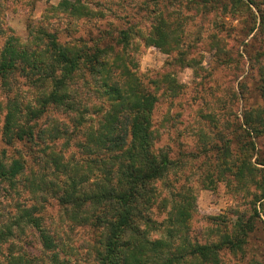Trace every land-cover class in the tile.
I'll return each mask as SVG.
<instances>
[{"label": "rangeland", "instance_id": "rangeland-1", "mask_svg": "<svg viewBox=\"0 0 264 264\" xmlns=\"http://www.w3.org/2000/svg\"><path fill=\"white\" fill-rule=\"evenodd\" d=\"M60 1L0 0V30L4 26L6 32L0 34V52L6 37L15 34L24 39L33 25L56 30L62 42L85 38L89 45L94 39L111 37L120 28L128 27L131 38L126 51L133 55L132 68L160 96L153 113V122L159 127L155 145L177 161L167 176L155 184L158 195L154 218L167 219L170 211L176 210L173 203L181 202L182 194L188 196L192 215L188 226L174 237L183 253L188 250L189 241L219 243L221 264H264V215L255 213L256 205L262 213L255 201L261 192L256 180L263 173L258 170L255 178L249 176L247 182L245 176L243 180L236 174L243 144L251 140L240 125L243 112L264 105L257 74L258 65L264 63V0H254L250 8L237 0H74L90 10L86 15L63 11L57 7ZM157 25L168 27L171 35L179 36V44L187 52L195 47L188 55L196 59L193 66L185 65L173 73L180 84L178 89L167 88L164 81L157 85L152 82L173 54L145 44V38L154 35ZM218 42L222 47H213ZM72 86L76 109L50 107L37 123L54 125L56 129L80 127L83 103L100 104L104 100L83 88L81 73H77ZM34 90L25 76L12 74L8 84L0 78V160L9 163L20 158L27 166L16 188L8 190L6 183L0 184V215L10 222L9 216L35 204L43 226L56 238L60 259L70 264H98L99 244L94 243L92 227L67 217L57 200L54 188L65 175L45 157L34 139H5L7 102H17L26 122L28 109L37 106ZM95 114L86 112V116ZM51 133L46 132L43 137L55 150L63 149L65 158L70 155L83 161L87 157L86 152L73 145L72 138L68 145L66 134L53 138ZM254 146L252 160L263 161L262 145ZM35 171L38 174H33ZM80 174L83 176V172ZM95 176L91 173L86 184L93 182ZM42 177L47 182L54 181V186L35 190V181L39 183ZM32 178L34 182L30 183ZM247 220L254 224L253 230L245 236L242 248H231L226 244L228 237L237 238ZM14 227V235L0 245V264H55L51 258L53 249L45 248L33 225L24 222ZM161 234L153 231L151 237Z\"/></svg>", "mask_w": 264, "mask_h": 264}, {"label": "trees", "instance_id": "trees-1", "mask_svg": "<svg viewBox=\"0 0 264 264\" xmlns=\"http://www.w3.org/2000/svg\"><path fill=\"white\" fill-rule=\"evenodd\" d=\"M236 2L249 8L255 3L254 0ZM57 7L72 15L91 13L84 4L74 0H61ZM167 29L157 25L154 35L145 38V44L173 53L165 69L158 72L152 82L157 85L164 81L168 83L167 88L178 89L180 84L173 73L185 65L193 66L196 59L188 58V55L195 47L187 52L179 44V36L171 35L172 31L169 33ZM4 30L2 26L0 34L6 33ZM107 38L109 41L104 42ZM130 38V29L122 27L111 37L92 40L93 45H89L85 38L62 42L56 30L34 25L24 39L15 34L6 37L0 52V78L8 84V77L12 74L25 76L35 89L37 106L28 109L25 114L28 121L24 122L17 102H7L5 139L8 142L34 139L39 150L46 153L45 157L48 156L58 172L65 175L60 179L62 183L54 188L57 200L67 217L92 227L96 235L94 243L99 244L96 251L98 264H183L188 263V259L194 261L188 264H221L222 245L219 243L189 241V248L183 253L174 241L183 226H188V218L192 215L188 196L182 194L181 202L173 203L176 210L170 211L167 219L154 218V203L158 195L155 184L167 176L177 161L155 145L159 127L153 122V113L160 96L151 91L133 70V55L126 51ZM215 46L222 47L219 42ZM77 73L83 77V88L87 87L104 100L90 105L83 100V125L80 127L75 125L69 130L59 126L57 131L54 125L37 123L50 107L76 109L72 83ZM257 74L260 79L259 96L264 101V63L258 65ZM86 112L97 114L86 116ZM240 125L251 140L243 144L236 174L243 180L245 176L247 182L249 176L255 178L258 170L263 173L261 179L256 180L261 192L255 204H259L262 213L257 205L255 213L260 216L264 215V167L259 168L258 164L264 165V160L253 161L251 150L259 143L264 149V105L245 110ZM46 132H52L53 138L66 134L68 145L72 138L73 145L86 152L87 157L83 161L70 155L65 158L63 149L55 150L53 144H47L43 137ZM26 168L25 161L20 158L9 163L0 160V184L6 183L8 190L16 188ZM91 173H96V179L87 185ZM31 182L34 178L30 179ZM34 186L35 190H44L54 186V181L47 182L42 177L39 183L35 181ZM38 211L35 204L27 206L20 214L9 216L10 222L0 215V245L14 235V226L26 222L37 229L45 248L53 249L51 258L55 264H70L59 258L56 238L43 226ZM253 225L247 220L237 238L228 237L226 244L233 249L242 248ZM153 231L162 234L152 238Z\"/></svg>", "mask_w": 264, "mask_h": 264}]
</instances>
